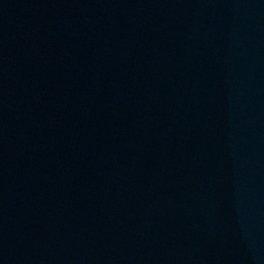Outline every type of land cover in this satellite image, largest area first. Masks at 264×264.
Returning a JSON list of instances; mask_svg holds the SVG:
<instances>
[{"label":"water","instance_id":"95a60500","mask_svg":"<svg viewBox=\"0 0 264 264\" xmlns=\"http://www.w3.org/2000/svg\"><path fill=\"white\" fill-rule=\"evenodd\" d=\"M0 264H264V0H0Z\"/></svg>","mask_w":264,"mask_h":264}]
</instances>
